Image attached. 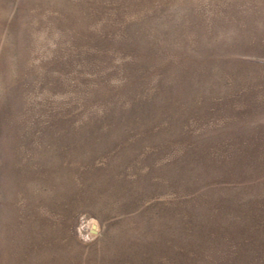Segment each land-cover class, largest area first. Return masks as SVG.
Returning <instances> with one entry per match:
<instances>
[{"label":"rangeland","instance_id":"rangeland-1","mask_svg":"<svg viewBox=\"0 0 264 264\" xmlns=\"http://www.w3.org/2000/svg\"><path fill=\"white\" fill-rule=\"evenodd\" d=\"M0 264H264V0H0Z\"/></svg>","mask_w":264,"mask_h":264}]
</instances>
